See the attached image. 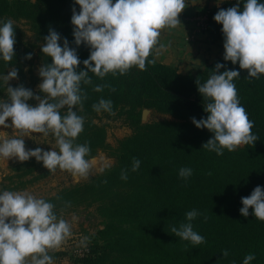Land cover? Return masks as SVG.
Returning <instances> with one entry per match:
<instances>
[{"label": "trees", "instance_id": "trees-1", "mask_svg": "<svg viewBox=\"0 0 264 264\" xmlns=\"http://www.w3.org/2000/svg\"><path fill=\"white\" fill-rule=\"evenodd\" d=\"M245 2L226 0L208 10L206 32L211 45L224 40L222 25L215 22L214 15L237 3L242 11ZM73 7L80 11L75 0H0V23L11 19L16 39L13 60L9 63L0 58V96L7 90L3 77L15 68L19 82L12 87L23 85L44 98L35 90L38 82L33 68L29 72L25 68L35 60L41 66L52 63L41 51L50 29L61 35V46L66 38L69 47L76 48L81 61L77 71L87 70L83 60L91 49L74 43ZM22 23L29 26L32 40H27ZM29 53L32 58L26 59ZM223 57L207 62L201 74H192L159 62L153 53L149 59H155V64H146V71L133 67L124 75L109 73L103 79L89 73L92 83L81 84L86 99L82 107L73 110L84 117V131L74 143L90 146L89 160L106 151L115 163L85 183L44 198L55 205L58 217L85 205L96 207L103 219L102 243L95 242L80 258L81 264H243L249 253L255 255L250 264H264V221L257 220L251 208L248 217L239 211L242 197L249 196L256 186L264 188V74L250 78L238 62L234 65ZM217 63L225 65L220 72H240L233 83L241 105L254 121L252 132L259 137L254 145L233 152L225 149L223 155L202 148L214 133L192 123L193 117L200 120L208 115L204 111L208 101L199 94L196 81L205 83ZM96 85L110 87L95 92ZM101 98L112 101L111 114L93 110ZM28 103L35 106L38 101L30 99ZM145 109L166 118L143 124ZM66 111L62 109L61 115ZM102 117L122 120L132 134L110 146L107 126L96 122ZM134 157L141 161L135 172L131 171ZM182 167L193 170L187 180L179 176ZM15 168L21 172L11 177L17 178L14 186L0 183V192L22 190L52 174L34 157ZM122 170L127 171V181L120 178ZM193 209L201 213L191 221L193 230L205 238V243L196 246L170 231L172 226L187 223L185 214ZM223 250L229 253L226 258Z\"/></svg>", "mask_w": 264, "mask_h": 264}, {"label": "clouds", "instance_id": "clouds-1", "mask_svg": "<svg viewBox=\"0 0 264 264\" xmlns=\"http://www.w3.org/2000/svg\"><path fill=\"white\" fill-rule=\"evenodd\" d=\"M75 4L80 11L77 13L75 7L72 8L74 43L77 46L83 43L91 49L89 57L83 60L87 70L77 71L81 61L76 48L69 47L66 38L61 46V35L50 29L41 51L51 57L52 63L39 68L42 82L38 87L44 98L19 85L7 86L8 99H0V126L18 131L17 138L0 142V158L25 162L34 157L49 172L55 173L59 168L86 179L95 159L86 158L91 151L87 143H74L84 131V117L73 110L77 105L82 107L86 99L81 84L92 83L89 73L103 79L109 73L124 75L133 67L146 71V64H155V59L149 57L165 48L160 43L162 31L181 25L179 15L187 5L185 0H75ZM214 20L222 25L223 59L234 65L238 62L250 78L259 79L264 74V3L246 0L242 11L239 3L221 8ZM14 29L11 19L0 23V58L9 63L15 56ZM31 58L32 54H27L26 59ZM221 68L225 65L217 63L205 83L196 81L199 94L208 101L204 105L208 115L206 119L192 118L198 129L206 128L214 133L202 148L217 155H223L225 149L233 152L242 145H254L259 139L252 132L254 121L241 105L233 83L240 72L227 69L220 72ZM3 79L6 84L18 79V70L13 68ZM105 87L110 86L96 85L93 90L102 92ZM30 99L38 103L33 106L28 103ZM92 107L97 113L111 114L113 104L101 98ZM65 108L66 114L61 115ZM9 119L11 124L6 123ZM50 132L55 136L59 151L26 148L25 136L32 133L47 136ZM140 164L141 161L134 157L131 171H137ZM192 171L182 167L179 176L187 180ZM120 178L127 181L126 170L121 171ZM241 203L242 216L248 217L251 208V214L264 221V188L256 186L249 196L241 198ZM54 209L53 203L28 191L0 192V264H54L50 250L59 248L72 234L70 222L58 218ZM199 215L196 209L188 211L185 214L188 222L172 226L171 233L193 246L205 243V238L193 230L191 223ZM222 254L225 258L229 255L227 250ZM254 259L255 255L249 253L243 264H250Z\"/></svg>", "mask_w": 264, "mask_h": 264}, {"label": "rangeland", "instance_id": "rangeland-1", "mask_svg": "<svg viewBox=\"0 0 264 264\" xmlns=\"http://www.w3.org/2000/svg\"><path fill=\"white\" fill-rule=\"evenodd\" d=\"M225 1L226 0H185L188 6L186 23L191 31H196L198 34V44L195 43V46H192L185 57L177 58L171 66L178 68L182 73L201 74L207 62H215L224 54V40L215 45L208 43L205 33L206 29L203 26L204 21H202V18H205L206 22L208 20V10L223 5ZM21 25L26 32L27 40H32L33 34L30 31L29 26L25 23H22ZM180 52H184L183 47H180ZM40 67L41 65L39 62L35 60L33 66H27L25 68V72H29L30 69L33 68V72L38 82L35 86V90L37 91H39L38 85L42 82V78L39 76ZM18 82L19 78L13 79L8 81V84L5 83V86L12 87ZM0 99H8L7 90L0 96ZM164 118L166 117L156 115L154 111L151 110L149 122ZM96 122L107 126V140L110 146H115L119 139L132 134V129L120 119L102 117L97 119ZM6 123L11 124V120L9 119ZM17 137V130L11 127L4 128L3 126H0V142L4 139ZM24 141L27 149H35L39 147L45 151H50L52 149L58 151L55 136L51 132L47 136L42 133H32L30 136H25ZM243 147L244 145L237 149ZM94 159L95 164L89 177L86 179L74 176L70 172L58 168L55 173H52L48 177L18 191H28L38 198L51 197L65 188L87 182L92 177L101 173V168L105 170L106 168L113 166L115 163V159L106 151L100 152ZM21 163L22 162L18 161L16 158H11L9 160L0 158V183L13 187L17 178L11 177H15V175L21 172L15 168L16 165ZM58 218H64L70 222L72 234L59 248L50 250L49 255L53 257L54 264H81L79 262L80 258L85 257L89 253L94 243L97 241L102 243L100 232L104 228L103 219L98 215L96 207H87L85 205L74 210L63 212ZM85 238L87 239L85 240Z\"/></svg>", "mask_w": 264, "mask_h": 264}, {"label": "crops", "instance_id": "crops-1", "mask_svg": "<svg viewBox=\"0 0 264 264\" xmlns=\"http://www.w3.org/2000/svg\"><path fill=\"white\" fill-rule=\"evenodd\" d=\"M187 7L179 15L181 25L176 28H166L161 33L160 43L165 45V48L160 50L158 54L154 52L155 58L161 63L171 65L177 58L185 57L192 46H195V43L198 44V34L196 31H191L186 23V18L188 17ZM205 33L208 40L207 32ZM180 47H183L184 52H180Z\"/></svg>", "mask_w": 264, "mask_h": 264}, {"label": "water", "instance_id": "water-1", "mask_svg": "<svg viewBox=\"0 0 264 264\" xmlns=\"http://www.w3.org/2000/svg\"><path fill=\"white\" fill-rule=\"evenodd\" d=\"M151 113V110L150 109H145L143 111V115H142V122L143 124H146L149 122V115Z\"/></svg>", "mask_w": 264, "mask_h": 264}, {"label": "built area", "instance_id": "built-area-1", "mask_svg": "<svg viewBox=\"0 0 264 264\" xmlns=\"http://www.w3.org/2000/svg\"><path fill=\"white\" fill-rule=\"evenodd\" d=\"M203 20L202 21H204V23H203V26L205 27V29L207 30V21L205 22V18H202ZM207 19V18H206Z\"/></svg>", "mask_w": 264, "mask_h": 264}]
</instances>
